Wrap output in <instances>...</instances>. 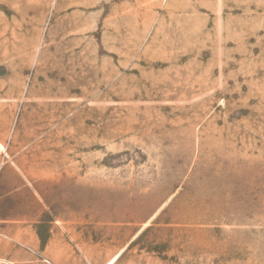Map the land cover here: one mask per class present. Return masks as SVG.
<instances>
[{
    "label": "rangeland",
    "instance_id": "rangeland-1",
    "mask_svg": "<svg viewBox=\"0 0 264 264\" xmlns=\"http://www.w3.org/2000/svg\"><path fill=\"white\" fill-rule=\"evenodd\" d=\"M116 255L264 264V0H0V264Z\"/></svg>",
    "mask_w": 264,
    "mask_h": 264
},
{
    "label": "crops",
    "instance_id": "crops-1",
    "mask_svg": "<svg viewBox=\"0 0 264 264\" xmlns=\"http://www.w3.org/2000/svg\"><path fill=\"white\" fill-rule=\"evenodd\" d=\"M33 251H34V255L33 254L31 255V261H36V259H38V256H36L37 255V251L35 249H33ZM8 263L11 264L10 262H8Z\"/></svg>",
    "mask_w": 264,
    "mask_h": 264
},
{
    "label": "bare ground",
    "instance_id": "bare-ground-1",
    "mask_svg": "<svg viewBox=\"0 0 264 264\" xmlns=\"http://www.w3.org/2000/svg\"><path fill=\"white\" fill-rule=\"evenodd\" d=\"M4 149V148H3ZM5 150V149H4ZM119 255H116L115 257L111 258L108 264H115L118 260Z\"/></svg>",
    "mask_w": 264,
    "mask_h": 264
}]
</instances>
